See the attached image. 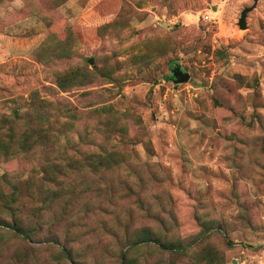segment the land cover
<instances>
[{
	"label": "rangeland",
	"instance_id": "rangeland-1",
	"mask_svg": "<svg viewBox=\"0 0 264 264\" xmlns=\"http://www.w3.org/2000/svg\"><path fill=\"white\" fill-rule=\"evenodd\" d=\"M72 71L88 83L64 91ZM4 179L35 234L0 230V264H264V0H0ZM52 194L54 231L30 225Z\"/></svg>",
	"mask_w": 264,
	"mask_h": 264
},
{
	"label": "trees",
	"instance_id": "trees-1",
	"mask_svg": "<svg viewBox=\"0 0 264 264\" xmlns=\"http://www.w3.org/2000/svg\"><path fill=\"white\" fill-rule=\"evenodd\" d=\"M176 66H178V64H174ZM80 75V74H79ZM88 79H89V75L86 73H82L81 76H75L74 71H72L71 73L65 72V74H59L56 77V85L61 88L64 91H70V90H74V89H79L84 87L87 83H88ZM107 109V111H110L111 107L107 106L105 107ZM69 113V111H68ZM69 116H71L69 114ZM25 133V132H24ZM23 133V134H24ZM50 135V131L48 128H44L42 131V134L40 136H38V138L41 137V140H51V138H49ZM62 135H64V137H68L64 132L62 133ZM13 136V135H11ZM27 139L28 138H23L19 144H17V148L22 145L23 143H25L26 145L23 147L24 151L25 150H29L31 145H27ZM40 140V141H41ZM91 155H93L91 157L92 163L94 164L92 169L95 173H100L103 171H107V170H112L114 169V165L112 163V161L110 160V154L106 153V154H96V153H92ZM53 170V169H52ZM61 171H65V170H69V174L72 173L74 170L73 169H69L68 165L63 166L62 168H60ZM49 185L51 187L54 188V190L56 189V185H57V180H55V178H50ZM52 179V180H51ZM3 183L8 184L11 186L12 188V193L10 194H3L1 189H0V215L1 213H3L4 215H6L8 218L13 217L14 221L11 219L9 222H6L4 219L1 218L0 216V230H7L8 232H10L12 235L16 236L17 238H20V240H26L30 238H32L35 234V230H32L30 228V230L28 229H24V227L22 226V224H20V221H22V219L24 217H21L18 212H20L22 210V204H20V202H16V200H18L17 198V194H18V190H17V185L15 183L9 182L7 180H2ZM47 185V184H46ZM98 188H95V192L98 191ZM69 193V192H68ZM54 194V193H53ZM52 195H46L45 200H44V204L46 203V208H40V209H34L33 211H31L28 216H26L28 219H33V222L30 223V225H37L38 228H43L44 226L51 230L54 231L53 229H55L56 224L55 222H44L46 219V212L50 209V207H52V203L54 201V196ZM98 194H96L97 196ZM58 197V196H57ZM98 213H101L103 211L98 210ZM140 229H138V231L135 233V236L138 237V240L136 238V240L133 241V243H152L157 245L159 248L163 249V250H168L170 252H179L180 249L183 250L182 248H184V246H182L179 243H167V242H163L159 236H157L156 234L150 232L149 230H147L146 228H142L140 231ZM139 235V236H138ZM44 242H50L52 244H55L57 246H59V243L57 242V240H55L54 238H51V240H43ZM60 252L64 257H70L69 251L65 248H60ZM72 253V252H71ZM119 258H120V263L121 264H129L128 263V257H127V250H119ZM208 263L210 264V262L208 261Z\"/></svg>",
	"mask_w": 264,
	"mask_h": 264
},
{
	"label": "water",
	"instance_id": "water-1",
	"mask_svg": "<svg viewBox=\"0 0 264 264\" xmlns=\"http://www.w3.org/2000/svg\"><path fill=\"white\" fill-rule=\"evenodd\" d=\"M257 0H253V6ZM252 8L250 7H245L243 10L240 12V16L237 20V25L240 29H244L246 27L245 24V18L247 12ZM89 62L92 63V60L89 59ZM171 76H172V82L173 83H183L186 82L189 79V74L181 69L180 66H174L171 69Z\"/></svg>",
	"mask_w": 264,
	"mask_h": 264
},
{
	"label": "flooded vegetation",
	"instance_id": "flooded-vegetation-1",
	"mask_svg": "<svg viewBox=\"0 0 264 264\" xmlns=\"http://www.w3.org/2000/svg\"><path fill=\"white\" fill-rule=\"evenodd\" d=\"M170 79H171V81H172V76H170Z\"/></svg>",
	"mask_w": 264,
	"mask_h": 264
}]
</instances>
